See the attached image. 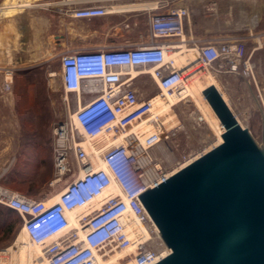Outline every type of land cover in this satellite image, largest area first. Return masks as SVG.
<instances>
[{
    "label": "built area",
    "instance_id": "1",
    "mask_svg": "<svg viewBox=\"0 0 264 264\" xmlns=\"http://www.w3.org/2000/svg\"><path fill=\"white\" fill-rule=\"evenodd\" d=\"M155 2L146 39L66 52L61 57L65 91L75 92L78 101L85 103L54 125L55 179L50 184L72 171L76 176L55 197L42 199L0 186V204L21 216V229L44 251L47 264H156L171 251L137 195L173 174L155 163L153 149L174 134L176 114L170 111L176 103L168 96L184 99L186 80L183 69L168 58L173 48L162 39L182 37L189 12L172 6L158 11L167 5ZM129 4L135 3H43L75 19L125 13L120 8ZM191 49L205 68L241 71L255 79L252 53L243 39L195 44ZM137 67L152 74L159 93L139 95L132 73ZM12 83L8 73L4 89L11 91ZM158 98L169 105L163 114L156 112ZM71 155L76 169L70 165ZM154 170L156 175L150 176Z\"/></svg>",
    "mask_w": 264,
    "mask_h": 264
},
{
    "label": "rangeland",
    "instance_id": "2",
    "mask_svg": "<svg viewBox=\"0 0 264 264\" xmlns=\"http://www.w3.org/2000/svg\"><path fill=\"white\" fill-rule=\"evenodd\" d=\"M46 1L48 0H33L32 6L26 7L15 16L13 22L17 28L14 36L4 30L8 19L0 17V43H6L9 39L14 44L9 60L2 59L0 53V134L10 138L0 141V162L2 166H10L11 175H14L17 168L26 169L27 175L24 177L28 180L17 181L22 184L12 183V186L26 190L35 186L31 194L35 197L59 192L77 174L74 171L69 172L54 186L50 184L55 179L54 125L85 103L78 101L75 92L67 93L64 89L62 55L66 52L95 48L96 45L93 44L109 32V22L125 20L126 27V24L133 22V17H136L138 31H149L147 10L118 14L109 21L100 19L70 23L68 21L71 19H68L66 24H63L62 19L67 17L52 7L43 5ZM155 1L167 5L158 10L164 11L180 0H144L146 3ZM194 5L197 10L194 20L206 25V28L197 29L200 34L218 33L243 39L251 49H254L259 41L264 45V0H194ZM255 14L258 20L253 25ZM93 29L99 31L92 34L90 31ZM261 61L264 63V48L252 58L254 64ZM8 73L12 74L13 79L11 91L4 89ZM259 75L264 77V70ZM136 85L146 97L160 91L150 72H140ZM170 114H176L174 120L177 126L174 134L153 149L155 163L167 172L178 168L196 154L208 151L217 139L216 131L204 118L203 111L192 97H185L176 103ZM263 116L262 112L257 111L252 121L242 118V123L251 130L259 143H264ZM15 129L20 133L19 140H14ZM69 162L71 167L76 169L72 155ZM4 220L15 224V229L10 234L0 229V250L13 247L17 235L22 230L21 224L16 223L17 218L8 214L0 205V225ZM9 253H6V257L7 261L11 262L14 258L12 253Z\"/></svg>",
    "mask_w": 264,
    "mask_h": 264
},
{
    "label": "water",
    "instance_id": "3",
    "mask_svg": "<svg viewBox=\"0 0 264 264\" xmlns=\"http://www.w3.org/2000/svg\"><path fill=\"white\" fill-rule=\"evenodd\" d=\"M223 141L137 195L170 253L156 264H264V143L215 85Z\"/></svg>",
    "mask_w": 264,
    "mask_h": 264
},
{
    "label": "crops",
    "instance_id": "4",
    "mask_svg": "<svg viewBox=\"0 0 264 264\" xmlns=\"http://www.w3.org/2000/svg\"><path fill=\"white\" fill-rule=\"evenodd\" d=\"M121 2H133L135 4H129L125 5L120 8L122 11H142L144 9H148V16L147 20L149 18V11H153L154 8L157 7V3L155 2H144V0H121ZM32 6V5H30ZM30 6H25L23 10L26 7ZM196 5H194V0H180L176 1L172 7H184L187 9L189 12V17L186 19V24H185V31H184V36L182 37H172V38H165L162 39L163 42H166L169 44L173 50H181L182 49V43L187 49H191L195 46V44H204V43H222V42H227V41H234L237 38H233L230 36H224L223 34H200L197 29L199 27L206 28V25H204V22H199L194 20V13L197 11L196 10ZM125 12V13H128ZM122 14V13H120ZM118 14H111V15H104V16H99V17H93L90 19L87 18H63V24H66V21L68 19H71L70 23H73L74 21H94V20H110L115 18ZM256 16V14H255ZM129 18H126V20ZM133 22H129L130 27H124L125 26V20H117L113 21L112 23L109 22L108 25V33L102 38H99L97 42L93 45H96V47H102V46H117V45H126L127 43H137L140 42L143 39H146L149 34L150 30L148 32H140L138 31V19L133 17ZM73 21V22H72ZM124 22V23H123ZM123 23V24H122ZM257 23V22H256ZM256 23L253 22L252 24L255 25ZM48 29H51V25L49 24ZM99 30L93 29L90 31L92 34H96ZM197 31V32H196ZM91 34V35H92ZM262 44V46H261ZM181 46V47H180ZM248 47V52L249 54L252 53V58L253 56L257 53L260 52L263 48L264 45L261 42L257 43V46L255 50L251 49L249 45L247 44ZM254 77L255 79L248 77L244 75L241 71L231 73V72H222V71H216L215 69H210V68H204L206 71L210 72L216 81L219 84L220 90L222 94L226 95L228 99V103L237 115L238 119L242 122V118L246 120H251L253 119V115L255 112L260 111L263 113L264 111V77L260 76L259 74L263 72L264 70V63L263 61L257 62L254 64ZM141 69V70H139ZM143 71H146L145 68L143 67H137L133 69L132 73L135 74L134 77V87L138 90L139 95L141 97L147 98L144 93L140 90V88L136 85L137 83V78L140 75V72L143 73ZM261 71V72H260ZM261 94V96L259 95ZM264 119V116H263ZM246 126V125H245ZM15 137L14 140H19L20 138V133L15 129ZM9 136L6 135H1L0 134V141H7L9 140ZM10 172V166L5 167L2 166L0 162V186L8 187L10 189L19 191L21 193H24L30 197L36 198V199H42V198H49V197H55L56 193H45L41 197H35L34 195H31L32 193H29L28 190L26 189H16V187L12 186V181H27L28 178L24 177L27 175L26 169H20L17 168L15 170L14 175H11ZM11 176V177H9ZM6 179V182H5ZM32 182V180H30ZM54 186V185H53ZM15 214L17 215L18 219L20 220L19 224L22 225V218L21 216L15 211Z\"/></svg>",
    "mask_w": 264,
    "mask_h": 264
},
{
    "label": "bare ground",
    "instance_id": "5",
    "mask_svg": "<svg viewBox=\"0 0 264 264\" xmlns=\"http://www.w3.org/2000/svg\"><path fill=\"white\" fill-rule=\"evenodd\" d=\"M32 2L33 0H2L0 4V17H5L8 19L4 27V30L7 34H12L13 36L16 34L15 28L17 27L13 22V19L16 15L23 11V8L25 6L32 5ZM257 20L258 18L254 16L253 22L256 23ZM0 44L2 47L0 49V53L3 57L2 59L9 60L10 56H12L11 54L14 49V44L10 42L9 39L6 43L1 42ZM183 44L184 43L181 44V50L170 51L168 53V58H174L176 64L183 69L184 78L186 80V88L184 89L182 94H184V97H192L194 101L198 104L200 109L203 111L205 116L203 117L216 131L217 139L216 142L213 144L217 145L223 141L222 133L224 132V127L221 124V121L215 113L214 109L212 108L208 100L205 98L203 90L212 84L220 90L219 84L214 78V76L210 72L206 71L204 69L205 67L196 59L195 52L192 49H187ZM223 96L228 102L226 95L224 94ZM158 99L159 101L158 106L156 108V112L163 114L164 110H167L169 108V105L168 103H166V101L160 98ZM168 99L172 103H178L179 101L178 96L176 95L168 96ZM80 106L82 105H79L78 107ZM71 114L74 115V112H71ZM211 147L212 146H210V148ZM199 156L200 154H196V156L181 164L178 168L170 171L169 173H174L181 166H184L190 160H193ZM102 165V161L98 162V166ZM156 173L157 172L154 170L153 172H150L149 175L154 176L156 175ZM71 220L74 223L72 217ZM14 247L16 248L15 250ZM9 252L12 253V257L14 258L11 262L9 261L10 263L7 261L6 257V253ZM122 254V252L118 253V255ZM0 264H47V261L44 251L38 245L32 243L25 230L22 229L21 232L17 235L13 247L10 246L6 249L0 250Z\"/></svg>",
    "mask_w": 264,
    "mask_h": 264
},
{
    "label": "trees",
    "instance_id": "6",
    "mask_svg": "<svg viewBox=\"0 0 264 264\" xmlns=\"http://www.w3.org/2000/svg\"><path fill=\"white\" fill-rule=\"evenodd\" d=\"M13 183H18V185H21L22 183L17 182L16 180L12 181ZM35 190V186L28 189L29 193H32V191ZM2 207H4L8 214L13 215L17 218L16 223L19 224L20 220L18 219L17 215L15 214V211L0 204ZM0 229H3V232L10 234L15 229V224L8 223L7 220H4L2 225H0Z\"/></svg>",
    "mask_w": 264,
    "mask_h": 264
}]
</instances>
